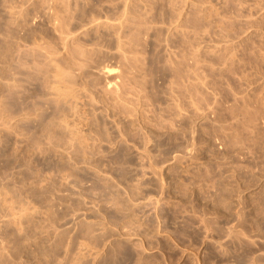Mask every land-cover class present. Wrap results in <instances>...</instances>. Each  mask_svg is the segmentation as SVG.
<instances>
[{"label":"rangeland","instance_id":"obj_1","mask_svg":"<svg viewBox=\"0 0 264 264\" xmlns=\"http://www.w3.org/2000/svg\"><path fill=\"white\" fill-rule=\"evenodd\" d=\"M0 264H264V0H0Z\"/></svg>","mask_w":264,"mask_h":264},{"label":"bare ground","instance_id":"obj_2","mask_svg":"<svg viewBox=\"0 0 264 264\" xmlns=\"http://www.w3.org/2000/svg\"><path fill=\"white\" fill-rule=\"evenodd\" d=\"M193 57H194V54H193ZM194 58H195V57H194ZM194 62H196V61L194 60ZM103 66H104V65H103ZM103 66H102V67H103ZM195 66H196V65H195ZM195 66H193V68H194ZM62 67H63V66H62ZM95 67H96V68H97V67L100 68L101 66L99 65V66H95ZM189 67H190V65H189ZM59 68H60V66H59ZM63 68H64V69H68V68H65V67H63ZM63 68H62V70L59 69V70H61V71L58 70V71L56 72V75H57V73H59L58 75H59V76L61 77V79L64 81V80H68V76H70L71 73L68 72V71H66V70H64ZM97 70H99V73H100V71H101V72H103V73H101V74H105V75H106V74H111V72H112V69H109L108 67H105V68H102V69H97ZM192 70H193V69H192ZM193 71H194V70H193ZM66 72H67V73H70V75L67 74ZM96 72H98V71H96ZM189 72H190V71H189ZM191 74H192V73H191ZM194 75H195V74H192V76H194ZM59 76H57V77H59ZM106 76H107V75H106ZM189 76H190V75H189ZM189 76H188V78H189ZM188 78H187V79H188ZM194 78H195V77H194ZM189 79H190V78H189ZM190 81H191V80H190ZM192 81H194V80H192ZM63 83H64V82H63ZM113 83H114V82H113ZM192 83H193V82H191V85H192ZM194 83H195V82H194ZM188 84H189V83H188ZM116 85H117V84H116ZM189 85H190V84H189ZM192 86H195V85H192ZM192 86H191V87H192ZM188 87H189V86H188ZM55 88H57V86H55L53 89H55ZM58 88H59V86H58ZM194 88H195V87H194ZM119 90H120V89H119ZM190 90H192V89H190ZM56 91L58 92L59 90L57 89ZM185 91H186V90H185ZM187 91H189V90H187ZM194 91H196V90H194ZM61 92H62V91H61ZM63 92H66V91L63 90ZM192 92H193V91H192ZM53 93H54V92H53ZM58 93H59V92H58ZM58 93H57V94H58ZM181 93H182V92H181ZM181 93H180V94H181ZM186 93H187V92H186ZM193 93H194V92H193ZM62 94H63V93H61V94L59 93L58 96H59V95H62ZM67 94H68V91H67ZM189 94H192V93H189ZM32 95H33V94H32ZM34 95H35V93H34ZM63 95H64V94H63ZM63 95H62V96H63ZM65 95H66V94H65ZM186 95H187V94H186ZM193 95H194V97H195V94H193ZM193 95H191L192 98H193ZM26 96H28V95H26ZM62 96H61V97H62ZM120 96H121V95H120ZM181 96H182V95H181ZM181 96H180V97H181ZM183 96H184V95H183ZM187 96L189 97V95H187ZM187 96H186V97H187ZM31 97H32V96H31ZM33 97H34V96H33ZM63 97H64V96H63ZM186 97H185V98H186ZM120 98H121V97H120ZM178 98H179V97H178ZM182 98H183V97H182ZM190 98H191V97H190ZM23 99H24V98H23ZM179 99H180V98H179ZM183 99H184V98H183ZM28 100H29V98H27L26 102H27ZM176 100H177V99H176ZM180 101H181V100H180ZM180 101H179V102H180ZM186 101H187V100H186ZM36 102H37V100H36ZM193 102H194V101H193ZM27 103H28V102H27ZM34 103H35V102H34ZM180 103H181V102H180ZM185 103H186V102H185ZM186 104H187V103H186ZM195 104H196V101H195ZM27 105H28V104H27ZM29 105H31V104H29ZM44 105H45V104H44ZM23 106H24V105L22 104V107H23ZM188 106H189V105H188ZM191 106H192V105H191ZM22 107H21V109H22ZM26 107H27V106H26ZM30 107H32V106H30ZM35 107H36V105H35ZM44 107H45V106H44ZM51 107H52V106H51ZM27 108H29V107H27ZM40 108H41V107H40ZM47 108H48V106H47ZM25 109H26V108H25ZM41 109H42V108H41ZM59 109H60V108H59ZM63 109H64V108H63ZM27 110H28V109H27ZM44 110H45V109H44ZM46 110H47V109H46ZM22 111H23V110H22ZM24 112H25V111H24ZM53 112H54V111H53ZM59 113H61V109H60V112H59ZM24 114H26V113H24ZM56 114H57V113H56ZM62 114H64V113H62ZM26 115H27V114H26ZM26 115H25V118H26ZM47 115H48V114H47ZM48 116H49V115H48ZM53 116H54V115H53ZM55 116H56V115H55ZM55 116H54V117H55ZM22 117H23V116H22ZM46 117H47V116H46ZM61 117H63V116L61 115ZM22 119H23V118H22ZM26 119H27V118H26ZM61 119H62V118H61ZM61 119H60V121H61ZM62 120H64V119H62ZM22 124H23V123H22ZM24 124H25V120H24ZM60 124H61V123H60ZM69 125H70V124H67V125H66L67 128L69 127ZM77 125H78V123H77ZM53 126H54V125H53ZM57 126L60 127L59 125H57ZM57 126H56V128H57ZM62 126H63V124H62ZM73 126H74V125H73ZM27 127H28V126H27ZM32 127H34V126H32ZM35 127H36V126H35ZM35 127H34V128H35ZM74 127H75V128H74ZM74 127H72V129L74 128V129H76V130H69L70 132L73 131L71 135L74 134L73 137H76V138H74V140H75V139H78L80 142H82V141L85 139L84 137H85V136L87 137V135H85V134H84V135H85L84 137H83V135H82L85 131L82 132V133H79V132L82 131V130L80 129L79 131H77L76 123H75V126H74ZM53 128H54V127H53ZM53 128H52V130H53ZM67 128H65V126H64V129H66V130L68 131ZM37 129H38V128H37ZM60 129H61V127H60ZM78 129H79V126H78ZM29 130H30V127H29ZM32 130H33V129H32ZM35 130H36V129H35ZM35 130H34V132H35ZM66 130H63V127H62V131H63V132L65 131V136L68 135V134L70 135L69 131H68V133H67ZM25 131H26V130H25ZM27 131H28V130H27ZM57 131H59L58 133H61V134H62L61 136L63 137L64 133H63V132H60L61 130H57ZM21 132H22V131H21ZM48 132H49V131H48ZM48 132H47V133H48ZM39 133H40V132H39ZM58 133H57V135H58ZM66 133H67V134H66ZM22 134H23V133H22ZM25 134H26V133H25ZM28 134H29V133H28ZM33 134H35V133H33ZM45 134H46V133H45ZM80 134H81L82 136H81ZM42 135H43V134H42ZM69 135H68V137H69ZM71 135H70V136H71ZM32 136H33V135H32ZM35 136H38V137H39V134H37V135H35ZM40 136H41V135H40ZM52 136H53V135H52ZM54 136H55V135H54ZM58 136H60V134H59ZM61 136H60V137H61ZM22 137H23V136H22ZM27 137H28V135H27ZM41 137H42V136H41ZM41 137H40V138H41ZM46 137L48 138L49 136L47 135ZM46 137H44V138H46ZM71 137H72V136H71ZM71 137H69L68 139H70ZM24 138H25V136H24ZM64 138H65V137H64ZM64 138H63V139H64ZM66 138H67V136H66ZM66 138H65V139H66ZM28 139H29V138H28ZM48 139H49V138H48ZM68 139H67V142L69 141ZM71 139H72V138H71ZM42 140H43V139H42ZM46 140H47V139H46ZM72 140H73V139H72ZM74 140H73V141H74ZM78 140H75V141H77V143H76V142H75V143H76V144H79V146H80L81 143H78ZM85 140H88V139L86 138ZM26 141H27V139H26ZM26 141H25V142H26ZM38 141H39V140H38ZM44 141H45V140H44ZM44 141H43V142H44ZM45 142H46V141H45ZM67 142H66V143H67ZM70 142H71V141H70ZM70 142H68V143L70 144ZM39 143H40V142H39ZM66 143H65V144H66ZM68 143H67V144H68ZM83 143H84V142H83ZM85 143H86V141H85ZM85 143L83 144V145H84V148H85V146H86ZM67 144H66V145H67ZM72 144H73V143H72ZM76 144H74V146H75ZM70 145H71V144H70ZM70 145H69V146H70ZM27 146H28V145H27ZM61 146H62V145H61ZM72 146H73V145H72ZM72 146H71V147H72ZM74 146H73V148H74ZM77 146H78V145H77ZM81 146H82V145H81ZM28 147H29V146H28ZM48 147H49V146H48ZM51 147H52V146H51ZM71 147H70V148H71ZM26 148H27V147H26ZM45 148H46V147H45ZM63 148H64V144H63ZM65 148H67V146H66ZM75 148H77V147H75ZM75 148H74V149H75ZM82 148H83V147H82ZM84 148H83V149H84ZM39 149H40V147H39ZM46 149H47V148H46ZM46 149H45V150H46ZM49 149H50V147H49ZM53 149H54V147H53ZM53 149H52V150H53ZM57 149H58V148H57ZM86 149H87V147H86ZM31 150H32V149H31ZM41 150H42V148H41ZM41 150H40V151H41ZM45 150H44V151H45ZM50 150H51V149H50ZM50 150H49L48 152H50ZM58 150L60 151V149H58ZM61 150H62V149H61ZM68 150H69V149H68ZM68 150H67V149H64V151H66V152H69ZM70 150H71V149H70ZM72 150H73V149H72ZM72 150H71V151H72ZM76 150H77V149H76ZM80 150H81V149H80ZM80 150H79V151H80ZM87 150H88V149H87ZM44 151H42V152H44ZM54 151H55V150H54ZM59 151H58V152H59ZM62 151H63V150H62ZM64 151H63V152H64ZM74 151H75V150H74ZM81 151H82V150H81ZM81 151H80V152H81ZM51 153H52V152H51ZM54 153H55V152H54ZM72 153H73V152H72Z\"/></svg>","mask_w":264,"mask_h":264}]
</instances>
